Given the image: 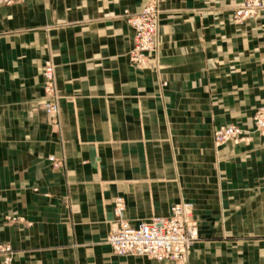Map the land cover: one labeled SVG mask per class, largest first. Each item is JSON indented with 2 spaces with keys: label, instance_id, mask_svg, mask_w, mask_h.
Segmentation results:
<instances>
[{
  "label": "crops",
  "instance_id": "1",
  "mask_svg": "<svg viewBox=\"0 0 264 264\" xmlns=\"http://www.w3.org/2000/svg\"><path fill=\"white\" fill-rule=\"evenodd\" d=\"M149 1L0 7V243L13 264H175L112 252L117 197L134 226L191 202L199 239L187 264H264V131L253 120L264 8L239 24L241 0H156L158 48L139 65L125 13ZM47 60L54 117L43 108ZM227 123L242 139L216 146Z\"/></svg>",
  "mask_w": 264,
  "mask_h": 264
},
{
  "label": "built area",
  "instance_id": "2",
  "mask_svg": "<svg viewBox=\"0 0 264 264\" xmlns=\"http://www.w3.org/2000/svg\"><path fill=\"white\" fill-rule=\"evenodd\" d=\"M20 0H0V7L14 4ZM264 8V0H241L235 7L233 18L236 23H243L254 18ZM126 19L134 29V44L129 52L134 64L147 65L159 44V7L156 0H151L137 13L126 12ZM43 108L50 116L59 112L55 81V67L50 60L43 70ZM256 129L264 131V106L258 108L253 116ZM244 129L241 125L227 123L214 129V143L222 146L228 142L237 143L242 139ZM54 167L63 165L61 160L49 158ZM125 202L117 197L114 212L117 226L110 232L107 242L117 256L136 255L159 261L171 260L176 264H187L190 247L199 239V224L194 216L193 204L183 201L173 204L170 214L154 217L132 225L125 217ZM12 220H16L13 218ZM12 247L0 243V255L4 264H13Z\"/></svg>",
  "mask_w": 264,
  "mask_h": 264
},
{
  "label": "rangeland",
  "instance_id": "3",
  "mask_svg": "<svg viewBox=\"0 0 264 264\" xmlns=\"http://www.w3.org/2000/svg\"><path fill=\"white\" fill-rule=\"evenodd\" d=\"M21 1H23V0H20V1H17V2H21ZM17 2H16V3H17ZM10 5H11V4H10ZM175 264H176V263H175Z\"/></svg>",
  "mask_w": 264,
  "mask_h": 264
}]
</instances>
